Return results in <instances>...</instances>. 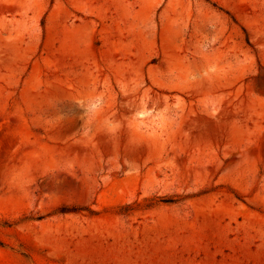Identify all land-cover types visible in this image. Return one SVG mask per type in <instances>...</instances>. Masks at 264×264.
Instances as JSON below:
<instances>
[{"label": "rangeland", "instance_id": "obj_1", "mask_svg": "<svg viewBox=\"0 0 264 264\" xmlns=\"http://www.w3.org/2000/svg\"><path fill=\"white\" fill-rule=\"evenodd\" d=\"M0 264H264V0H0Z\"/></svg>", "mask_w": 264, "mask_h": 264}]
</instances>
